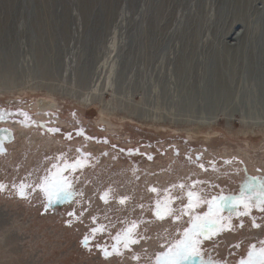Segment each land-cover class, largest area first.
Wrapping results in <instances>:
<instances>
[{
	"label": "rangeland",
	"instance_id": "obj_1",
	"mask_svg": "<svg viewBox=\"0 0 264 264\" xmlns=\"http://www.w3.org/2000/svg\"><path fill=\"white\" fill-rule=\"evenodd\" d=\"M202 3L209 24L201 29L203 39L222 36L231 45L240 29L230 17L218 24V0H0V105L36 121L55 117L68 130L73 125L107 139L68 140L39 126L14 129L8 155L0 157L5 185L0 190V264H155L156 256L190 227L188 215L155 218L156 201L165 190L179 213L189 190L209 199L219 191L238 192L249 177L264 175L255 102L239 92L238 103L211 124L214 115L204 109L202 95L191 110L183 105L187 85L179 80L178 59L191 47L181 42L179 29ZM214 46L221 50L223 45L215 41ZM44 101L52 103L37 109ZM139 138L151 149L136 148ZM80 143L91 158L63 173L73 195L48 203L38 185L55 171L53 165L74 163ZM114 144L147 157L153 153L154 159L137 151L126 157ZM198 152L214 165L212 172L189 164L188 155ZM21 183L30 186L26 198L18 194ZM105 192L107 203L101 199ZM195 211L202 215L207 205ZM223 215H231V230L203 239L201 255L205 261L239 264L251 245L264 241V218L253 227L255 210L248 217L237 216L235 209ZM133 222L139 242L129 249L121 245L120 255L105 258L97 245L111 251L113 237ZM100 226L104 231L92 238L91 229ZM85 236L90 237L87 246ZM188 264H202L201 258Z\"/></svg>",
	"mask_w": 264,
	"mask_h": 264
},
{
	"label": "bare ground",
	"instance_id": "obj_2",
	"mask_svg": "<svg viewBox=\"0 0 264 264\" xmlns=\"http://www.w3.org/2000/svg\"><path fill=\"white\" fill-rule=\"evenodd\" d=\"M218 3V24L222 26L230 17V23L240 29V35L231 36V45L222 42V36L213 42L203 39L201 29L208 24L204 3L192 11L191 20L184 24L185 27L177 28L181 42L184 41L185 47H191L178 59L179 80L185 87L187 85L183 105L191 110L202 95L206 100L204 109L214 115L211 120L207 119L211 124L216 121L215 116L225 117L226 108L238 103L236 97L240 92L252 100V105L255 102V137L264 138V0H218ZM215 41L223 45L221 50L216 49ZM10 60L7 64H11ZM50 102H40L36 107L46 109Z\"/></svg>",
	"mask_w": 264,
	"mask_h": 264
},
{
	"label": "snow or ice",
	"instance_id": "obj_3",
	"mask_svg": "<svg viewBox=\"0 0 264 264\" xmlns=\"http://www.w3.org/2000/svg\"><path fill=\"white\" fill-rule=\"evenodd\" d=\"M19 115L23 116L25 121L30 119L27 113L21 112ZM0 119H3L2 114H0ZM50 131L56 132L58 129H50ZM69 138L71 137L69 136ZM3 151V147H0V152ZM133 151L138 150H129L130 153ZM148 159H152V157L149 156ZM83 164L84 161L82 159H77L74 163H65L63 167L53 165L55 171L45 176L43 182L38 185L47 198L48 203H52L54 199L67 200L73 195L71 182L63 173L68 169L75 170L82 167ZM200 167L203 168L204 166L201 164ZM4 187L5 185L0 183V190H3ZM29 187L25 183L19 184L18 194L26 198L25 190ZM173 187L176 186L174 185ZM178 187L184 189L185 185L180 184ZM150 191L157 192L158 190L151 188ZM165 192L164 198L156 201L155 218L163 221L166 218L175 217L176 220H179L183 215H188L190 217V227L185 228L182 237L170 244L166 251H162L156 256L155 264H188L194 257H200L202 264H220L218 261H205L201 255V245L203 239H211L223 231L231 230V215H223L225 209H235L237 216L249 215L253 207L264 212V178L249 177L237 196L220 194L219 196H213L211 199H205L197 192L189 190L186 193L187 203L179 210V213L172 207L173 197L167 194L168 190H165ZM107 197L108 192H105L101 199L107 203ZM120 203L123 204L124 199H121ZM202 204L207 205V211L202 215L197 214L195 210ZM241 206L244 209L243 212L239 211ZM69 215H75V213H70ZM252 226L260 227L254 218ZM240 227H243V223L240 224ZM136 229L137 224L133 222L130 227L113 237L116 243L112 245L111 251H109L107 246L97 245V247L101 248L105 258L113 254L120 255L121 245L124 249H129L131 245L139 242ZM103 231V226L91 229L92 238H94L96 233ZM89 240V236L84 237L83 243L85 246L88 245ZM260 245L259 247L255 244L251 245L247 251L246 259L240 260L239 264H264V241H261Z\"/></svg>",
	"mask_w": 264,
	"mask_h": 264
},
{
	"label": "flooded vegetation",
	"instance_id": "obj_4",
	"mask_svg": "<svg viewBox=\"0 0 264 264\" xmlns=\"http://www.w3.org/2000/svg\"><path fill=\"white\" fill-rule=\"evenodd\" d=\"M11 109L12 108L10 106L0 105V114L3 115V119H0V147H3V149H4L3 152H0V157H4V156L8 155V153H9V148L8 147H9V144H11V142L15 138V130L14 129L17 128V126L18 127H22L23 129H25V128L26 129H30V128L34 127V126H39V129L41 130V132L50 133V134H62V136L65 139H68V140L79 139L81 141H87V140L90 139L92 141L99 142L100 139H101L99 137L95 139V137H93V136H88L87 134L83 133L82 130L78 129L76 126H73L72 124H71L72 125L71 126V130H68L69 128H65L68 125L65 126L66 123H65V125L60 124L61 121H59V120H58L59 121V123H58V121L55 120V117H53L54 119L49 118L48 120H39V121H36L35 119L29 117L30 119L25 121L24 117L19 115V113H21L20 111L15 113ZM50 129H58V131L53 132V131H50ZM81 132L83 134H78V133H81ZM69 136L71 138H69ZM9 137H10V140L8 139ZM138 140L139 141H138V144L136 145V148L139 146L141 148L144 147V148H147V149H151L150 148L151 145L147 146V144H145V142L144 143L142 142L141 138H139ZM105 141H107L106 138H102L101 139V142H105ZM114 146L118 148L119 152H123L126 155V157L131 156V155H129L130 154L129 150L132 149L131 147L123 148L122 146H117V144H114ZM137 150H138L137 154H139V155H141L143 157L144 156L147 157V154H145L144 152H141L139 149H137ZM190 152H192V151H190ZM76 153H77V155H76L75 159L84 160L85 158H91V152H87V151L84 150V143L78 144V146L76 148ZM162 153H163L162 155H164V151H162ZM174 153L176 155H180L177 152V150H175ZM149 155L154 156L155 154L149 153ZM193 156L194 157L188 155L189 164L192 163V166H195V167H198L199 169H201L202 171H200V172H202V173H204V172H212V170L214 169L213 168L214 165L213 164H208V163L203 161L204 158L202 156V152L195 153ZM153 159H154V157H152V159H150V162H152ZM201 164L204 166L203 168L200 167ZM255 177L264 178V175L263 174H257ZM191 181H193V180H191ZM191 183L193 185H196V184H194V182H191ZM241 189L238 192L234 191V192H228V193L219 191L217 194L221 193V194H224V195L237 196V195H239ZM211 198H209V199H211ZM254 210H255V221H257V222L261 221L262 218H264V212H261L257 208L253 207L251 209V213ZM246 217H248V216H246ZM252 218H253V216H252ZM247 219H251V216H249V218H247Z\"/></svg>",
	"mask_w": 264,
	"mask_h": 264
},
{
	"label": "water",
	"instance_id": "obj_5",
	"mask_svg": "<svg viewBox=\"0 0 264 264\" xmlns=\"http://www.w3.org/2000/svg\"><path fill=\"white\" fill-rule=\"evenodd\" d=\"M8 139L10 140V137H9ZM9 140H8V141H9Z\"/></svg>",
	"mask_w": 264,
	"mask_h": 264
}]
</instances>
